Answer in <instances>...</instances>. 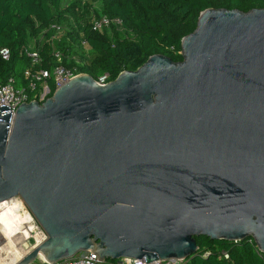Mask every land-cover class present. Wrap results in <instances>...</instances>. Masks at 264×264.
<instances>
[{
	"label": "water",
	"instance_id": "water-1",
	"mask_svg": "<svg viewBox=\"0 0 264 264\" xmlns=\"http://www.w3.org/2000/svg\"><path fill=\"white\" fill-rule=\"evenodd\" d=\"M104 86L79 74L0 107V204L45 235L15 264L81 252L185 261L194 238L264 255V9H207L180 40Z\"/></svg>",
	"mask_w": 264,
	"mask_h": 264
},
{
	"label": "trees",
	"instance_id": "trees-1",
	"mask_svg": "<svg viewBox=\"0 0 264 264\" xmlns=\"http://www.w3.org/2000/svg\"><path fill=\"white\" fill-rule=\"evenodd\" d=\"M207 9L246 13L264 9V0H0V50L7 51L6 59L0 56V86L10 79L15 88H27L26 72L41 69L50 75L57 66L93 80L106 74L112 81L153 55L178 63L181 38L194 30L199 13ZM100 16L119 19L121 25L92 32L89 22ZM53 25L60 31L52 30ZM30 50L37 52V64L31 63L26 53ZM53 52L60 54L59 62ZM45 83L48 93L39 103L54 90L52 76ZM39 93L37 85L28 101H38L33 95ZM194 241L196 253L182 264H264L252 240Z\"/></svg>",
	"mask_w": 264,
	"mask_h": 264
},
{
	"label": "built area",
	"instance_id": "built-area-1",
	"mask_svg": "<svg viewBox=\"0 0 264 264\" xmlns=\"http://www.w3.org/2000/svg\"><path fill=\"white\" fill-rule=\"evenodd\" d=\"M92 6H93V8H95L96 3H93ZM120 25H121V22L119 19H109V18H106L105 16L91 18V20L89 22V27H90V30L92 32H102L103 30H106L110 27L117 28ZM50 28L52 30H54L55 32L60 31V28L57 26H54V25L51 26ZM81 46L86 50L87 47H86V44L84 42H81ZM26 53H27V55H28V57L31 60V63L33 65L38 63L37 52L30 50ZM0 56L3 59H6L7 58V51L6 50H0ZM53 58L57 62H59L60 54L58 52H53ZM77 75H79V74H76L74 70L69 71V70H65L61 66H57L53 69V71L51 72L50 75L46 71L41 70V69L35 70L32 73L26 72L25 76L29 79L27 88H15L12 80H10V79L5 84L1 85L0 86V107L5 106L6 108L9 109L8 129L11 126V123H12V120L14 117L15 109L20 104L30 102V101H28V94L31 92H34L37 85L40 87V90H41L42 85H44V90H45V95H46L48 93V88H47V85L45 82L49 76H52L54 89H56ZM108 82H110V81H109L108 76L106 74L98 76L94 80V83L97 86H104ZM40 93H41V91H40ZM40 93L37 95L36 94L33 95V98L37 97L38 102L43 100L42 99L43 95H40ZM31 101H33V100H31ZM14 198H17L20 200L19 197H14ZM5 202H3V203H5ZM0 205H2V203ZM36 226L39 230V234L36 238L27 237L23 240L22 244H25L26 242H30L29 250H28V246L24 245L23 252L25 251L26 253H28L33 247L41 244L45 240V235L41 231V229L39 228L37 223H36ZM0 239H2V241H4L5 244H7V240L1 232H0ZM223 257L226 258L225 255H223ZM39 261H40V264H47L45 262H42L41 260H39ZM120 261H121V264H145L143 259H140V260L122 259ZM182 263H183V261L170 259V260H165L162 262H160L159 260L152 261L149 264H182ZM53 264H99V263H98V260L95 259V255H93L89 252H81V253L74 255L73 257H71L69 259H64V260L58 261V262L53 263Z\"/></svg>",
	"mask_w": 264,
	"mask_h": 264
},
{
	"label": "bare ground",
	"instance_id": "bare-ground-1",
	"mask_svg": "<svg viewBox=\"0 0 264 264\" xmlns=\"http://www.w3.org/2000/svg\"><path fill=\"white\" fill-rule=\"evenodd\" d=\"M0 232L5 236L11 257L15 260L22 255L20 244L23 240L27 237L36 238L39 234L33 218L17 198L0 205Z\"/></svg>",
	"mask_w": 264,
	"mask_h": 264
},
{
	"label": "rangeland",
	"instance_id": "rangeland-1",
	"mask_svg": "<svg viewBox=\"0 0 264 264\" xmlns=\"http://www.w3.org/2000/svg\"><path fill=\"white\" fill-rule=\"evenodd\" d=\"M40 91H41L40 95H43L42 96V99H43L45 97L44 85H42ZM33 221H34V219H33ZM34 223H35V221H34ZM24 245L28 246V250H29L30 242H26L25 244H20V246L23 250H24ZM9 250H10V248L7 246V244H5L4 241H2V239H0V264H15L16 262H18L20 260V258H22L23 256H25L27 254L24 251L18 260L14 261L13 263H9L12 260L11 259L12 258L11 257V251H9ZM33 264H40V261H36Z\"/></svg>",
	"mask_w": 264,
	"mask_h": 264
}]
</instances>
